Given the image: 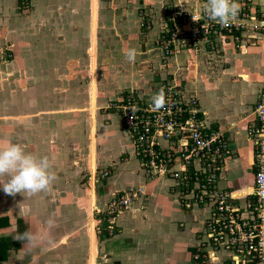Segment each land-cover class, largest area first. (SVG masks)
I'll use <instances>...</instances> for the list:
<instances>
[{"label":"crops","instance_id":"obj_1","mask_svg":"<svg viewBox=\"0 0 264 264\" xmlns=\"http://www.w3.org/2000/svg\"><path fill=\"white\" fill-rule=\"evenodd\" d=\"M26 1L34 9L24 19L17 16L25 12L20 0H0V139L48 157L57 178L50 190L31 196H10L0 188V264H210L194 258L208 209L183 208L176 181L145 172L119 114L107 105L126 89L145 93L147 85L174 73V85L196 96L206 125L222 132L232 150L217 188L251 192L253 142L247 127L256 121L254 108L264 80V32H245L237 43L227 39L217 52L203 46L181 51L165 69L160 57L154 58V48L148 50L152 42L144 34L133 42L139 50L135 63L123 54L116 64L114 47L108 49L107 61L99 63L98 8L105 7L100 0H88L86 11L83 0L85 12L71 14V22L61 11L67 0ZM182 1L190 10L200 3ZM248 1L251 15H264V0ZM121 12L126 14L118 24L128 32L127 47L136 40V27L131 30L130 11ZM112 13L104 15L105 25L113 24ZM104 28L110 34L112 27ZM4 52L14 57L6 61ZM20 106L26 114L19 115ZM124 190L136 197L113 219L109 234L111 224L102 211Z\"/></svg>","mask_w":264,"mask_h":264},{"label":"built area","instance_id":"obj_2","mask_svg":"<svg viewBox=\"0 0 264 264\" xmlns=\"http://www.w3.org/2000/svg\"><path fill=\"white\" fill-rule=\"evenodd\" d=\"M199 2L191 12L179 8L164 20L157 38L163 57L198 51L202 46L217 52L227 39L237 43L245 32H264V15H251L242 0L236 21L227 26L208 19L202 13L206 0ZM21 5L27 8V1L21 0ZM143 25L150 28L148 21ZM171 82H158L154 88L156 93L162 88L167 99L166 107L158 112L135 90L125 92L113 104L119 109L136 158L150 177L176 181L175 192L183 208L208 209L194 252L196 260L264 264V80L254 108L256 121L247 127L253 142V190L243 195L239 190L217 188L222 164L232 150L222 132L206 125L196 96L184 94ZM135 197L136 192L124 190L110 201L106 210L109 234L114 232L113 219L131 207Z\"/></svg>","mask_w":264,"mask_h":264},{"label":"rangeland","instance_id":"obj_3","mask_svg":"<svg viewBox=\"0 0 264 264\" xmlns=\"http://www.w3.org/2000/svg\"><path fill=\"white\" fill-rule=\"evenodd\" d=\"M69 1H71V3H72L71 6L68 4ZM82 1L83 0H67L66 1V7L65 6L63 7L62 6L63 8H61V11L65 9L64 13H65V15H69V17L71 16V14H73L74 16H77L78 13H81L82 12L81 10L84 11V8H82L81 7V4H80ZM84 1L86 3V6H87L85 8V11L86 10H89L88 4H87L88 0H84ZM84 1H83V3H84ZM106 1L109 2L110 5H107ZM125 1L126 0H100L101 4L104 5L105 7H103V8H100L99 7L98 8V9H100V11L98 10L100 12L99 13V17H100V19H99V23H100V28H99L100 29V32H99V34H100V36H99V43L98 44H99V47H100L99 48V51H101L103 53L102 55L100 54L101 57H100V60L98 62L100 63V62L107 61L106 60L107 59L106 54H109V53H107V51H108V49L110 47L111 48L114 47L115 48V57L112 58V60H114V62L116 64H119L120 62H122L121 61L122 60L121 55L124 54V53H122L124 46H125V48L132 47L133 46V42L136 44V41L140 40V36L141 35L144 36V34H145L146 35V39L145 40L147 42H152V44L149 45L148 50L150 48L152 49V47H153L154 48L153 51H155L154 58L156 59V58L160 57V61H161L160 64L163 65L161 68L162 69L168 68L167 67L168 66L167 65V61H169V59L172 58V57H174V56H171V57H163L162 52L158 48V44H157L158 35H159L160 31H161V28L163 26L164 20H166L168 18V16H169L170 13H174V10H178L179 8H183L184 10H186V9L189 8V6L185 5V3L182 0H179V1L178 0H135L132 3L129 2L128 3V5H129L128 7H126V6L123 7V5L121 7H118L117 6V5L120 4V2H123L124 3ZM128 1H131V0H128ZM106 5H107V8H106ZM178 5H181V6H178ZM19 6L21 7V4H19ZM108 6H110V7H108ZM27 7H28V4H27ZM21 9H22V7H21ZM23 9H24L25 12H23V10H20V12L22 14H18L17 16H22L25 19V16L28 13L27 10L28 11L29 10L33 11L34 8H32L30 6L29 8H26L25 7ZM111 10H114V14L113 13L112 14L115 16V18L113 19V24L105 25L103 17H104V15L106 16L107 14H111ZM122 10H125L128 13L130 11V14H127L126 16H128V15L131 16L132 15L133 22H130L131 23V25H130L131 30L134 29V26L136 27V31H134V37H135L136 40H132L130 42L129 46H127V47H126V45H124V43L127 42L128 38H124V36H127L128 35V32H124V29L122 28V26H120L118 24V23H120V21H122L121 20L122 19V16H125V14H126V13H124V15H122L123 14L121 12ZM191 10H193V8H191ZM191 10L188 9L186 11L191 12ZM60 13H62V12H60ZM72 19H73V17H70V22L72 21ZM147 21L149 22L150 28H146L143 25V24H146ZM20 26H24V24H22ZM104 26L107 27V28H108V26L109 27H112V29L108 28L109 31H110V34H108L106 32V30L103 31V29H105ZM119 29H121V33H118V30ZM103 32H106L105 35L103 34ZM131 33H133V32L131 31ZM50 41L52 42L53 40L50 39ZM13 55H14L13 53L4 52V58H5V60L6 59H9L10 60L11 58L14 57ZM118 56H120V57L118 58ZM101 60H104V61H101ZM164 66H166V67H164ZM152 68H153L152 71L157 70L156 67H153L152 66ZM157 76L158 75L156 74L155 75V78ZM162 79L163 80L166 79V76L163 75ZM163 80L160 79L159 82H166V83L168 82L169 83V82L172 81L171 84L173 83V85H174V73H172V76L169 79L164 80V81ZM19 84L21 85V83H19ZM157 85H155V84L154 85H150L149 84V86L147 85L146 92L145 93H142L140 91V93L141 94H144V97L145 98H148L152 102V97H153V95L156 94V92H154V90H155L154 89L155 88L154 86L157 87ZM14 89H17L18 91L14 90ZM14 89L13 90L15 91V93H17V95L20 98V96H21L20 95L21 94L20 93L21 92V88L19 86H17V88L14 87ZM132 90H135L136 92H139L135 88L126 89L125 92L127 93V92L132 91ZM123 95L124 94H122L118 99L112 100L107 105L108 108H111L112 110L114 109V111L117 112L119 114V116H120L119 109H117L116 107H113V104L116 103L118 100H120V98H122ZM148 99H146V100H148ZM13 105L16 106L15 103ZM0 109H2V108H0ZM25 111L26 110H22V108L20 106L19 115H21L22 113H25ZM1 112L2 113H5V109H4V111H1ZM120 119H121V116H120ZM121 124H122V128H123L124 132H126L122 120H121ZM22 131H23V129H18V132L19 133H22ZM20 136L21 135H19L18 137H15V138L19 140V139H21ZM35 155H37V154H35ZM104 172H107V171L101 172V175L104 174ZM108 174H109V172H107V175L104 176V177H107ZM86 178L88 179V176H86ZM86 185L88 186V183ZM117 193L113 196V198L117 195ZM110 201L107 203V207H105L104 210L102 211L103 212L102 215H104L105 217H108V213H107L106 210L108 208V205H109ZM99 213H100V211H99ZM97 215H98V209L95 208V210L93 212V216L96 217Z\"/></svg>","mask_w":264,"mask_h":264},{"label":"clouds","instance_id":"obj_4","mask_svg":"<svg viewBox=\"0 0 264 264\" xmlns=\"http://www.w3.org/2000/svg\"><path fill=\"white\" fill-rule=\"evenodd\" d=\"M241 6L239 0H206L202 13L208 19L227 26L236 21ZM138 55L139 50L135 47L124 50L129 63H135ZM166 104V95L161 88L152 97L153 111H160ZM56 178L48 157L30 153L22 144L14 143L11 139H0V188L5 194L31 196L48 191ZM24 235L31 239L28 233Z\"/></svg>","mask_w":264,"mask_h":264}]
</instances>
